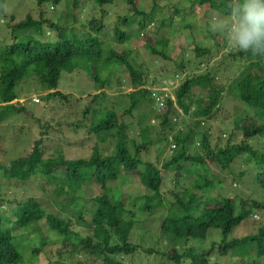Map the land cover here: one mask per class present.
<instances>
[{"label": "trees", "instance_id": "1", "mask_svg": "<svg viewBox=\"0 0 264 264\" xmlns=\"http://www.w3.org/2000/svg\"><path fill=\"white\" fill-rule=\"evenodd\" d=\"M49 1L54 16L43 7ZM28 2L32 0H0V6L7 8L6 12L0 10V19L3 18L0 21V104H4L0 128L10 117L6 116L7 112L24 113L15 89L29 73L41 79L51 94L67 95L58 89L59 81L63 70L74 71L78 56L89 58V65L94 68L89 76L102 89L97 94L103 95V101L108 99L117 104L109 110L100 107L104 116L98 121L94 117L85 121V132L80 124L73 123L77 128L67 124L72 134L75 127L76 132L80 130L76 135L86 136L82 141H94L87 158L69 157L67 154L74 143H61L62 135H57L61 128L51 129L47 125L39 138L34 142L29 140L32 146L26 155L8 165L0 158L2 174L9 180L0 182L5 188L2 192L0 186V206L8 201L10 211V214L0 213V264L22 263L23 253L16 238L29 239L31 233L27 231L33 226L31 231L37 232L38 237V246L33 247V252L42 253L51 241L41 231L43 224L61 237L58 254L66 256L67 252L71 259L77 254L81 256L76 264H126L125 259L138 254L142 248L149 255L156 251L155 262L149 264H264V214L260 213L264 203L251 197L245 200L241 194L214 198L216 183H224L235 175L232 165L243 155H250L257 167L264 164V57L230 50L226 58L235 69L234 77L230 84L221 86L217 76L227 69L220 68L224 59L217 61L215 71L207 62L218 54L216 48L225 45L223 38L207 29L208 42L200 44L195 38L187 41L182 49L189 50V57L185 58L186 52H183V57L177 59L168 53L160 33L162 26L174 25V15L187 9V2L190 7L196 3L208 4L223 14L221 0H185L183 6L171 4L170 0L164 4L158 0H33L38 8L31 9L26 6ZM15 5H23L24 12L19 13ZM89 12L95 15L86 18L84 14ZM193 22L187 25L194 31ZM74 25L81 26L80 30ZM145 33L152 40L148 35L149 40L142 49L134 46L133 40ZM116 47L123 49L119 51ZM140 50H144L145 56L135 65L142 55ZM156 60L165 65L156 67ZM198 68L205 70L200 74L192 72L183 79L186 70ZM100 69L108 71L105 77L99 75ZM116 77L119 85H126L129 90L111 98L105 90L115 83L111 78ZM177 84L179 87L175 88ZM154 85L163 87L156 90ZM158 95L163 96L161 105ZM230 95L246 105L243 114L237 116L235 111L229 112L224 107ZM69 109L71 116L79 114L78 109ZM93 109L89 106L84 116ZM119 111L122 115H137L131 126L128 122H119ZM213 119L230 120L232 128L221 127L215 135L210 125ZM27 122L25 125L21 121L18 132L31 130L33 137L30 138H36L34 131L43 126L42 122L36 117ZM129 127L133 130L129 131ZM143 129L157 135L158 140L142 142ZM48 138L55 142L50 155H46ZM82 141L78 144L83 145ZM112 143L114 150L106 153ZM63 144L71 145L68 149ZM153 148L154 159H146L140 153L142 149ZM163 153H170V158L162 162L163 168L176 170L173 187L193 178L183 189L176 192L173 188L170 194L173 198L162 192L160 158ZM251 159L247 161L251 163ZM208 160L221 168L225 179L209 176L212 166ZM237 175L244 176L245 170L241 169ZM135 177L146 189L138 188L140 192L130 193L127 200L121 186L134 182ZM32 179L38 181L35 189L44 194L42 197L19 193L23 188L33 191ZM257 179L264 187V170L257 172ZM94 183L102 187V192L95 194L93 190L86 195L85 186ZM11 188L15 189L11 191ZM50 195L54 196L57 209L52 206ZM255 211L262 217L256 219ZM157 218L161 219L159 228L154 226ZM143 228L147 229L145 234L156 235L157 249L149 242V246L137 242ZM212 229L221 233L219 244L216 240L210 246L188 245L191 239L203 243ZM214 255H217L215 259ZM223 256H227L228 263Z\"/></svg>", "mask_w": 264, "mask_h": 264}, {"label": "rangeland", "instance_id": "2", "mask_svg": "<svg viewBox=\"0 0 264 264\" xmlns=\"http://www.w3.org/2000/svg\"><path fill=\"white\" fill-rule=\"evenodd\" d=\"M30 1V0H29ZM149 3H151L150 1H148ZM158 2H161L162 4H164L166 2V0H158ZM185 0H170L171 4L177 3L179 6H183L185 3ZM188 6L187 9H184L183 11H181L178 15H174L173 19L175 21L174 25H167V26H162L160 28V33H161V38H164V43H165V47L167 48L168 53L177 58V59H181L183 56V52H186V57L188 58L189 55H187V52H189V50H183V47H186V45L188 44L187 41H191L195 38V40L200 43V44H204L207 41L208 35H207V29H208V21L210 19V17L212 15H222L214 10H212L211 8H209L208 4H204V5H200L199 3H196L195 6H191L190 7V2H187ZM22 4V3H21ZM50 4H52V2H46L45 5L43 6L45 9L49 10V14L51 16H54L53 13H55L54 11L52 12L50 10ZM122 3H120V6L123 7V5H121ZM27 7L31 8H35L36 3L33 2H28V4H26ZM14 8H17L19 11V13L24 12V7L23 5L18 7V6H14ZM38 8V7H37ZM36 8V9H37ZM183 8V7H182ZM35 13V11H34ZM114 13V12H113ZM172 13V12H171ZM95 13L93 12H89L84 14V16L86 18L91 17V15ZM97 15H99V12H96ZM114 15V14H113ZM36 16H38V14H36ZM192 16V17H191ZM58 17V16H57ZM116 17V15H115ZM186 19L185 21L182 19ZM139 19V18H137ZM106 20L108 21H112L111 18H106ZM194 21L192 24L195 27L194 31L191 29V27H189V22L190 21ZM0 21H3V18L0 19ZM81 22H83V19H80ZM78 24H80V22H78ZM136 22H134V28H136ZM73 25V23L71 24ZM75 29H79L81 28V26L79 25H74ZM192 33H194V35H192ZM148 35L151 36L150 34H141L140 37L138 38V40H133V45L134 46H138L139 48H143V45L146 43V41L152 40V36L148 38ZM222 38V37H221ZM217 39V38H216ZM220 40V38H219ZM213 42H216L215 39H212ZM222 41V40H221ZM223 44H221L218 49L216 48L215 50H219L218 54H216V56L213 58L212 61L207 62L208 65H210L213 69V71H215L216 69L214 68V66L217 64L218 60H222L224 59V63L223 65H221L220 68L225 67L227 69H224L222 72L218 73L217 76V81H219V84L222 85H228L232 82V78L234 77V70L232 69L231 66L232 64L229 63L230 60H228L226 58V54L230 51V49H228L225 45L222 46ZM125 49L121 48V47H116V50H126L127 48L124 46ZM140 52L142 53V55L140 56V58L137 60V62L135 63V65L137 63L141 62V59L144 58L145 54H144V50H140ZM84 57L78 56L75 58V65L77 66L73 72H69L67 70H63L62 74H61V78L59 81V90L63 93V94H67L65 96H61V95H53L51 94V90H49L47 88V86L45 85V83L39 79L36 78L34 75H32V73L28 74V77L24 78L16 87L15 91L18 94V98L19 100H21V106L24 108V113L22 114H12L11 112L8 113L6 116H10L8 117L7 120L3 121L1 123V128H0V132L2 133L3 139L0 141V158L2 160V162L6 163L7 165L10 164L13 160L20 158L21 156L26 155L31 148V144L32 142L29 140H32L33 142L39 138L41 136V133L45 128L46 125L48 127H50L51 129L54 128H58L60 127V129H58V133L57 135H62V142L61 143H74V145H72L69 149V146L71 144H63V146L67 147L70 151V153H66L69 157H85L87 158V156L90 155L91 153V149L92 146L94 144V141L91 139H86L85 141L83 140V137L86 138L85 135H80L79 134H75L76 132V126L73 124H80L81 128L83 129L85 127V121L88 122V119H91V117H94L96 119V121H98L101 116V112H100V107L106 108L107 110L109 109H114L113 107L116 106L115 101H110L108 99H106L107 101H103L102 99H104L103 95H98L97 93L99 91H101L102 89L99 90V86L95 83L93 77L89 76V72L93 71V67H91L90 64V60L88 59H83ZM185 61L187 62V59H185ZM156 67H162L165 65V62H162L160 60H156L155 62ZM191 67L194 66V64L190 65ZM207 66V65H205ZM105 69V68H103ZM103 69H100L99 71V75H101V77H105L107 72L103 71ZM195 69H193L192 71L190 70H186L184 74H182L183 79H185V76L188 77V74L190 75V73L194 72L196 74H200L202 72H204V68H198L197 71H194ZM190 71V72H189ZM240 71V69H239ZM96 72V71H95ZM94 72V73H95ZM103 72V73H102ZM117 78H111L113 80V82H115L114 84H112V86L110 87H106V95L108 97L111 98H117V96H119L122 93H125L126 90H129V87L126 85H122L120 86L119 83L117 82ZM219 86V85H218ZM154 87L156 90L160 89L163 86L160 85H154L152 86ZM165 88V87H164ZM163 88V89H164ZM167 88V92L170 93L169 91V87ZM154 90V89H153ZM196 93H198V90L195 91ZM89 95H95L94 98H97L98 102L95 101V99L92 97H89ZM229 95V94H228ZM227 95V96H228ZM57 96V97H55ZM34 97H39L41 99V102H35L34 101ZM157 98H160L161 101H158L159 104L161 105V103H163V98L161 95H158ZM127 100V99H126ZM226 101L224 102V107L229 111V112H234L235 111V115L239 116V114H243V110L246 108V105L241 102L240 100H238V98H234L231 95L229 97H227L225 99ZM102 102V104H101ZM4 104H0V112L3 109ZM94 107V109L92 110L91 114H87V117L84 116V112L88 107ZM164 106V105H163ZM161 106V107H163ZM70 107H74L76 109H78L79 114L78 115H70ZM251 112V111H250ZM123 112L119 111V122L124 121L126 124L128 122V124L133 123L135 117L137 116L135 113V116H129V115H122ZM253 112H251L252 114ZM33 117H36L39 119V121L42 122V127H37L34 131L35 133V137L36 138H30L33 137L32 136V132L31 130L28 131H20L18 132V128L21 127V121H25L27 125V121ZM244 117V116H243ZM183 119V117H181ZM184 120V119H183ZM18 122V123H17ZM20 122V123H19ZM61 124H64L63 126H60ZM66 124V125H65ZM67 124H72L74 125V130H73V134L70 132ZM151 124H157L155 123H151ZM205 125H209V124H205ZM211 126L214 127L215 129V135L218 134L219 130L221 129V127H227L229 130L232 128V123L231 121H227V122H221V120L219 119L218 121L216 120H212V124H210ZM42 129V130H41ZM129 131H132V128H127ZM27 130V129H26ZM16 131V133H15ZM83 132H85V129L82 130ZM50 132V131H49ZM15 133V134H14ZM131 133V132H129ZM143 136H141V140L142 142H144V140H150L153 139L155 141H157V135H151L149 133V131H147V129H143ZM14 135V136H13ZM44 136V135H43ZM47 136V134L45 135ZM140 136L137 134V137ZM154 136V137H153ZM242 136V135H240ZM241 138V137H239ZM50 138L46 139V143L47 146L50 148H47L46 150V155H50V153L53 152V150H51V146H53L55 144V142L53 140L49 141ZM140 140V141H141ZM82 141L84 144L80 145L78 144V142ZM31 142V143H30ZM30 143V144H29ZM257 144V143H256ZM106 145V144H105ZM110 148L106 153H110L111 151L114 150L115 145L112 143L109 145ZM103 148L105 147L104 145L102 146ZM171 152V151H169ZM141 155L144 156V158L146 159H154V155H155V148H153L152 150L150 149L149 151H147L146 149H142L140 151ZM166 158H170V153L166 154L163 153L161 155L160 158V166L162 167V173H163V185H162V192L166 195H168L170 198H173V195L171 194V190L173 188H176L175 191H179L181 189L184 188L183 185H185L186 183L190 182L193 180L192 177H190L188 180H184L183 183H181V185H177V187H173L174 184V180L176 179L175 177V172L176 170L174 169V167L170 170L163 168L162 166V162L166 159ZM248 159H251L250 155L245 154L243 155L241 158H239L238 160H236V162L232 165L231 171L235 172V175H232L230 177H228V179L224 182V183H216V191L214 194V198L220 199V198H224V197H228V196H232L233 194H237V195H244L243 199H248L249 197H251V199H256L259 200L261 202L264 203V187L261 185V183L258 181L257 179V172L259 170H264V164H262V166L257 167V165L254 164V161L252 160V162L250 163V160L247 161ZM209 165L212 166V173L209 174V176H219L220 178L225 179V174L222 173L223 171L221 170L220 167H218V165L213 164L212 162H210L208 160ZM245 170V175L244 176H240L237 175V173L241 170ZM3 169H0V182L5 183V181H9L8 178H5L2 174ZM4 172V171H3ZM184 174H186V172L184 171ZM2 176V177H1ZM4 177V178H3ZM138 177H135L134 182L131 183H127L125 182V184L123 186H121L122 188V194L124 196L125 199L128 200V197L131 194L134 193H139V189L138 188H145L143 185H141L137 179ZM140 178V177H139ZM36 182H38L36 179H32V187H33V191L30 192L28 189L25 190L23 188V190H21L19 193H25L26 195L29 194H33L35 196H43L44 194L41 193L38 189H35L36 186ZM2 183V184H3ZM1 186V185H0ZM87 188L86 190V195H90L88 193V191H95V194H99L102 192V187L98 184V183H94V184H89L87 186H85ZM84 187V188H85ZM15 188H11L10 190L13 191ZM35 189V190H34ZM146 189V188H145ZM1 191L4 192L5 188L1 186ZM117 193L119 191H116ZM48 198V197H46ZM50 200H52V206L57 209V205L54 202V196L50 195L49 196ZM56 199V197H55ZM211 204H213V201L211 200ZM8 205V201L4 203L3 206H0V213H6L10 214L9 211V207ZM53 208V209H54ZM254 213L257 214V217H254L257 219H259L261 216V214H264V210H260V213L258 211H255ZM156 222L154 223V226L156 228H159L161 226V219L157 218L155 220ZM38 227L39 225L36 224ZM34 227V226H33ZM32 227V228H33ZM31 228V229H32ZM41 231L44 232L45 235H47L49 238H51V241L49 242L50 244H48L47 247L44 248L42 253L39 254H35L33 252V247L38 246L37 243V232H33L31 231V229H29L27 232L31 233L28 235L29 239L27 238H23L22 236L16 238V241L18 243V245H20V249L23 253V261L21 264H48V263H52V264H76L77 258H80L81 256L79 254L75 255L73 259H71L67 252H65L64 255L66 256H61V254H58V252L60 251V247H61V237H59L54 231L49 230L48 226L46 224H43V226L41 227ZM147 229L143 228V232H142V237H139L137 239V242L139 243H147L146 245L149 246V243L151 245H155V249L158 248V246H156V240L157 237L154 234H145V231ZM237 231H243L240 229H237ZM158 231L155 232V234H157ZM220 238H221V233L219 232L218 229H212L209 233H208V237L206 240L203 241H199V240H194L191 239V241L189 242V246L191 244H194L196 246L202 245L204 246H210L212 245V243L214 241L217 240L218 244L220 243ZM176 243L181 244V242L177 239H175ZM54 242V243H52ZM149 242V243H148ZM176 245V244H175ZM215 249H217V246L215 247ZM218 250V249H217ZM139 253L131 256V257H127L125 259L126 264H149V262H155L154 261V254H156V251H153L152 255H149L145 252L144 248H142L141 251H138ZM252 252H255L254 249H252ZM254 254V253H253ZM237 255V258L239 259V255ZM217 255H214L213 258L215 259ZM161 257V256H160ZM225 259L227 258V256H223ZM223 260V259H222ZM224 261H228V259L224 260ZM228 263V262H227ZM165 264H175L174 262H165Z\"/></svg>", "mask_w": 264, "mask_h": 264}, {"label": "clouds", "instance_id": "3", "mask_svg": "<svg viewBox=\"0 0 264 264\" xmlns=\"http://www.w3.org/2000/svg\"><path fill=\"white\" fill-rule=\"evenodd\" d=\"M221 6L223 14L210 17L208 31L222 37L230 50L264 57V0H221ZM0 10L7 8L0 6Z\"/></svg>", "mask_w": 264, "mask_h": 264}, {"label": "built area", "instance_id": "4", "mask_svg": "<svg viewBox=\"0 0 264 264\" xmlns=\"http://www.w3.org/2000/svg\"><path fill=\"white\" fill-rule=\"evenodd\" d=\"M162 98H163V96H162ZM158 101H161L160 98H158Z\"/></svg>", "mask_w": 264, "mask_h": 264}]
</instances>
